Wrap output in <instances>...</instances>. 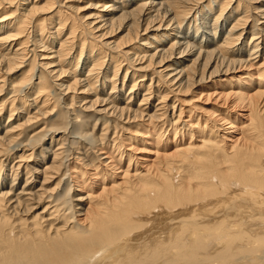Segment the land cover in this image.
<instances>
[{"label": "bare ground", "instance_id": "bare-ground-1", "mask_svg": "<svg viewBox=\"0 0 264 264\" xmlns=\"http://www.w3.org/2000/svg\"><path fill=\"white\" fill-rule=\"evenodd\" d=\"M62 1L21 0L20 8L17 0H0V264L94 258L164 211L179 231L172 252L183 250L186 260L199 257L202 242L218 240L221 247L246 229L264 243V5L246 6L261 0H220L210 33L197 34L195 24L190 35L182 32L190 15L205 16L215 0H108L101 6L97 0V9L81 18L68 12L70 0ZM230 19L227 33L216 38V23L225 30ZM138 23L153 33L138 47L121 49L140 35ZM114 25L124 34L102 41ZM79 111L95 118L71 140L74 149L64 146L66 120L29 140L26 130L35 132L42 120L48 126L75 122ZM56 185L66 195L60 190L52 198ZM244 198L245 204L236 203ZM233 206L238 213L229 216L225 210ZM202 212L218 225L204 223ZM187 231L188 241L180 242ZM154 243L145 246L160 256L165 242Z\"/></svg>", "mask_w": 264, "mask_h": 264}, {"label": "rangeland", "instance_id": "rangeland-1", "mask_svg": "<svg viewBox=\"0 0 264 264\" xmlns=\"http://www.w3.org/2000/svg\"><path fill=\"white\" fill-rule=\"evenodd\" d=\"M33 1L34 0H31V2H33ZM107 1L108 0H100V3H98L97 0H70V1L66 2V5H68V6L70 5L71 7L74 8L73 10H71L72 8H70L71 12L68 11L69 13H71L73 16H76V18L77 17L81 18V16H83V15H88L89 13L90 14L93 13V11H95L97 9V7L95 8V6H97V3H98V6H101V5H104V2H107ZM261 1H259L258 3L247 2V4L246 3L245 4H246V6L249 3H251V4H249L251 6H255L257 4L258 5H264V1L263 0H261ZM20 2H21V0H17L16 6L20 5L19 7L22 8L21 4H23V3H20ZM22 2H24V1H22ZM62 2L65 3V0H63ZM133 2H134V0H133ZM219 2H220V0L219 1H216V0L212 1L210 3L211 4L210 8H208V9H207L208 6H206L205 9H204L205 10L204 11L205 16L202 15V14L201 15L200 14H195V13L191 14L190 18L188 20V23L186 24L187 26H185L183 28L184 30L182 32L188 33V29L190 28L192 30L193 26L196 24V27L200 26V29L197 32V34H199L202 30L204 32L208 33L210 31V29H209L210 28V24L213 23V18L217 14L218 6H216V5H218ZM205 3L206 2H202L201 4L204 6ZM41 4H42V2H41ZM114 4H115V7H116L117 4L116 3H114ZM106 5H111V4L108 3ZM92 6H94V7H92ZM5 7L10 9V7H8L7 5ZM75 8H78V10H76ZM117 8H119V6H117ZM124 8L125 9H130L132 7H126V5H125ZM98 10H102V8L98 7ZM108 10H109V8H107V11ZM44 11H46V10H44ZM44 11H42V12H44ZM75 11L77 12V14H76ZM0 13H2V11H0ZM104 13L105 12H102V14H104ZM201 13H203V11ZM45 14H47V13L44 12L42 15H41V13H39V16H41V18H45L46 17ZM161 16H162V13H161ZM193 16H195L194 17L195 19L193 18ZM165 17L164 18L162 17V18L164 19V21H167L168 19L166 17V19H167L166 20ZM162 18H161L160 21H162V24H164L165 22L163 21ZM202 21H203V23H202ZM229 21L231 22V19L228 20L227 25H225V30L226 31L224 29L220 31L219 24H220L221 21L216 23V25L214 26V29H217V32L214 35L216 38H218V37L220 38V37H222L223 35H225L227 33L228 27L231 24ZM138 24H139V26L137 27V30L139 31V34H140V35H138V38L135 41L134 40L127 41L128 40L127 39L126 41H124V44H123L125 47L123 46L124 48L122 47L121 49H128L130 47H136V46L138 47V43L140 42L141 39H144L146 37V35H151V33H153L152 30L154 28L147 29L145 31V33H143V30H142L143 26H141L140 23H138ZM114 26L115 27L113 28V31L117 29L118 25H114ZM120 27H123V24H121ZM120 29H122V28H120ZM191 30H190V32H191ZM50 31L53 32L54 29L50 30ZM113 31L109 35H107L108 38L105 35L101 40L103 41V39L105 38L104 41L106 40V41H113L114 42L117 38L119 39L120 36L122 34H124V33H120V34L119 33H115V32H118L117 30L114 31V32ZM141 34H143V35H141ZM206 35H208V34H205L206 40H210V41L213 40L212 38L210 39V37H208ZM246 36L247 35L245 34L244 37H246ZM125 38H126V36H125ZM201 39L202 38L200 37L198 41H200ZM55 41L53 43L54 45H55ZM149 41H150V43L152 42L151 40H149ZM241 41L243 42L244 39L241 40ZM246 42H247V39H246ZM239 43H240V41H239ZM154 45H155V47L160 46L159 44H154ZM27 48L28 49H32L31 43H29L27 45ZM39 49H41V48H39ZM6 50H7V48H6ZM6 50H5V53L7 52ZM76 51H78V49ZM76 51L75 52L74 51L70 52L69 57L71 56L70 58H72L75 55ZM148 51H150V49H148ZM150 52L152 53L153 51H150ZM30 55H31V53H29L27 59L29 58ZM82 56H81V58H80V60L78 62V65H77L76 69H75V65L73 67L75 69L76 74H78V72H80V70L83 69V66H82V62H83L82 58L83 57ZM124 63L125 62H123V64ZM132 63L134 65L137 64V63L139 64V62H132ZM209 65L204 70V73H206V71L209 69L208 68ZM124 66L125 65H123V67ZM73 68H71V70H73ZM26 69L28 70L29 67L28 66L24 67L23 72H26L27 71ZM101 70L99 71V73L101 75H103V72H105L106 70L104 69L103 72ZM34 71H36V69H34L32 71V73L29 74V78L32 77V75H34ZM20 72L21 71L17 72L16 74L15 73L10 74L7 77V79L8 80L11 79V75H13V74L18 76L20 74ZM23 72H22V74H23ZM123 73H124V71H122V70L120 71L119 70V73H118L119 76L116 77L117 81L115 82V84H116L115 86L118 89H120V87H121V81H122L121 79H122ZM110 75H111V73H109V76ZM67 77L64 76V78L63 77L62 78H63V80H67L68 79ZM118 78H119V80H118ZM128 82H129V80H128V77H127V78H125V81H124L125 85H124V88H123V94L124 93L126 94L128 92V88H129L128 86L130 85V82L129 83ZM56 83H59V81H57ZM99 83H100V81L98 82V84ZM98 84H97V86H98ZM108 91L109 90L106 88L105 92H108ZM119 95H121V94H119ZM54 98H55L54 102H56L58 100L59 105L61 106V103H62L63 100L61 99V96H60L59 92L56 93ZM120 98H121V96H120ZM133 102H134V100L132 101V103ZM132 107H134V106H132ZM58 110H60V109H58ZM62 111H64V110H62ZM77 114H78L79 118L75 122H70L68 120V118H66V119L63 120V122L59 121V120L58 121L56 120L54 123H52L50 121L51 123L49 124V126H48V122H46V120H42L43 122L44 121L45 122L42 123L41 127H37L39 124H41V122L40 123L38 122L39 124L36 123L35 125H33V127H37L35 132L31 133L32 129L26 130L27 133H28L29 140L30 139H37L41 135V134H38V136H36V137H34L35 136L34 135L33 137L30 138V136H32L34 133L38 132L40 128L46 127V129H48V130L45 133H48L49 131H55V128L57 129V128H60V126L62 127L63 123H65L67 121L68 124L67 125H63V131L66 132L65 137L69 136L67 138V141L69 143L66 142L67 144L64 145V146L68 150H69V148L70 149H72V148L74 149V145H72L70 142L73 141V143H75V140H77L76 138L77 137L79 138V135H77V134H81V132L83 133V131L85 132V130L87 131L90 128L93 119L95 118L94 116H92V117L89 116L87 112H80L79 111ZM18 116H20V115H18ZM100 121H101V119H100ZM60 123H62V124H60ZM3 124H6V116L3 119ZM43 124H45V126H43ZM66 127L67 128L69 127L68 128V133L66 131L67 130ZM51 135H53V134H51ZM26 136L27 135H25V137H23L24 140H25ZM50 136H47L46 138L44 137V140L42 141L43 142L42 144H43L44 147H46V145H48V142H49L48 139H49ZM73 136H74V138H73L74 140L71 138ZM28 137H27V140H28ZM87 138L89 139L90 137H87ZM37 149H38V147H37ZM38 151L39 150H37V152ZM70 152H71V150H70ZM70 152H68V154H70ZM64 182H65V180L61 181L60 185H58V186H60L62 188V184H64ZM56 186H52L53 188H56L55 191L50 195V196H52V198H54L55 196L53 197V195H56L60 190H61V192H59V195H62V194L64 195V191H65V195H66V188L61 189L60 187L58 188V186L57 187ZM63 200H66V199H63ZM228 201L230 203H232V200L228 199ZM262 201H264V200H262ZM245 202H247L246 198H244V200H237L236 201V203L240 204V205L245 204ZM259 208L262 211L261 212L262 213L261 218H262V223H264V206H259ZM237 210L233 206V207H227L225 211H226V213L229 216H231V214H233L234 212H235V214H237L238 213ZM227 211H230V212H227ZM165 212L166 211L155 214V215L160 214L159 217L157 218V220H150L151 218L150 219L148 218L147 220L149 222H147V224H144L145 227H144V225L141 224V227L138 228L139 230L136 229L138 232L136 230H134L133 231V232H135L134 234L132 233L130 236H127L123 240L114 243L112 246L106 247L104 249V251L100 252V255L99 254L96 255L97 257H94V258H90L89 257V259L77 260V261H73L72 263H69V264H264V243H258L257 240L253 239L252 236L255 234V231H249L247 229H246V232L248 234H245L244 236H238V238H234V239L231 237L229 240H227L226 243L229 245V248L227 250H225V251H222L220 254H218V252H220L219 250L222 249L223 247H225L226 243L223 246L219 247L221 244H220V242L218 240L215 241V244L210 245V246H207L206 243L202 242L201 244H203L206 248L204 250L199 251L198 252L199 257L194 259V260H186L185 259L186 255H185L184 251L180 250V249H178L177 253L174 254L172 252V250L177 247L176 240L178 241V237L176 236V232H179V231L176 229V227L172 223L169 222V218H172V216L171 217L170 216H166L167 212H169V211H167L166 213ZM178 212H182V211H178ZM257 213H259V210L257 211ZM202 214H203L202 215L203 218L205 219L204 223L208 224L209 222H211V218L208 216L207 212H202ZM248 215L249 214H246L245 217H248ZM250 215L252 216L251 213H250ZM242 216H243V214H242ZM144 218H145V216L141 217V219H144ZM232 218H234V217H232ZM216 219H217V217H216ZM215 220L213 222H211V223H214L213 224V225H215L214 227H216L218 225V224H215ZM190 223H191V221H189V224ZM227 225L228 224H226L225 227H224V232L227 229L226 228ZM142 227H144V228L142 229ZM253 228L255 230H258L254 226H253ZM185 234L181 236V241L180 242L188 241L187 238H189V236L191 235V232L189 234V232L187 231V233H185ZM196 234L199 235L198 233H196ZM158 239L160 240V242H165L164 243L165 246H164L163 253L160 256H155V254H154V252L152 250L153 247H149V246L146 247L145 244L146 245L147 244L149 245V243L150 244L151 243L155 244L154 242L156 240H158ZM142 244H143V248H148L147 249L148 251L151 249L149 251V252H151V254L149 252L144 251L142 249V246H141ZM215 253H217V254H215ZM151 255H152V257H151ZM206 256H208V258L209 257L210 258L209 259L205 258ZM205 259H208V260H205ZM55 264H62V263L56 262Z\"/></svg>", "mask_w": 264, "mask_h": 264}]
</instances>
